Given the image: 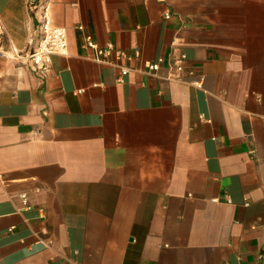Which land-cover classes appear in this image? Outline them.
<instances>
[{
	"label": "crops",
	"instance_id": "0c3cea01",
	"mask_svg": "<svg viewBox=\"0 0 264 264\" xmlns=\"http://www.w3.org/2000/svg\"><path fill=\"white\" fill-rule=\"evenodd\" d=\"M36 2L68 49L47 73L0 58V264H259L264 0ZM42 11L0 0L8 49L37 45ZM85 34L139 47L135 71ZM182 54L187 83L142 72Z\"/></svg>",
	"mask_w": 264,
	"mask_h": 264
},
{
	"label": "built area",
	"instance_id": "2783aa9c",
	"mask_svg": "<svg viewBox=\"0 0 264 264\" xmlns=\"http://www.w3.org/2000/svg\"><path fill=\"white\" fill-rule=\"evenodd\" d=\"M31 5L32 8L41 7L43 10L39 20L42 32L39 42L35 47L25 52L17 50L12 45L8 49L7 43H10V38L6 25L0 17V58L15 61H29L33 63L36 69L47 73L51 69L53 58L57 55H65L67 53L68 33L66 28H58L52 25L48 4L44 3L40 5L36 0H31ZM170 18V14L165 15V19ZM78 29L83 31L84 27L80 26ZM82 48L91 51V59L93 61L119 69L123 77L135 71V69H132L126 63H131L141 56L139 47H135L131 53L117 49L113 44L100 47L90 34H85ZM164 66H167L169 69L167 74L162 73ZM142 72L150 77L173 83H187V78L193 77L196 74L195 70L187 65V56L185 54L175 59L166 60L160 57L154 61H149L145 63ZM194 86L201 89L203 87L202 80L194 82ZM81 92L78 91V93ZM20 198L23 201L25 209H30L28 195L21 194ZM213 202L217 203L219 199H214ZM227 202L231 203V200L228 198ZM259 260V264H264V251L259 254Z\"/></svg>",
	"mask_w": 264,
	"mask_h": 264
}]
</instances>
